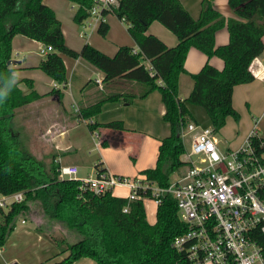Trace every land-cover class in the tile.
I'll use <instances>...</instances> for the list:
<instances>
[{
	"label": "trees",
	"instance_id": "trees-1",
	"mask_svg": "<svg viewBox=\"0 0 264 264\" xmlns=\"http://www.w3.org/2000/svg\"><path fill=\"white\" fill-rule=\"evenodd\" d=\"M69 1L77 6L74 21L77 24L87 21L95 0ZM214 1L203 0L201 15L196 20L182 0H119L117 6L105 9L103 15L114 13L123 20L138 50L121 46L111 57L89 43L80 51L69 48L61 21L44 0H0V93L7 94V100L0 103V194L25 195L23 202L0 209V247L5 246L21 217L30 218L38 210L49 224L60 225L59 232L65 233L61 238L48 235L43 225L37 230L60 253H68L58 264H74L82 258L98 264H187L185 255L173 246L175 239L187 231V225L181 220L172 196L163 199L156 210V222L151 224L143 201H129L111 194L95 195L82 189L79 181L60 179L56 155L45 163L28 151L22 132L14 126L16 113L42 97L35 92L31 80L27 83L32 91L24 93L8 63L12 59L13 40L21 35L52 46L53 52L39 69L60 85L68 82L64 56L83 58L93 64L105 74L103 82L107 88L120 80L137 83L141 87L138 92L136 88L106 91L95 103L80 107L78 119L88 122L93 133L99 129L124 130L121 121L108 124L92 121L106 103L121 99L132 103L159 91L170 135L160 143L156 166L142 171L141 177L166 187L172 174L185 165L182 133L190 123H196L189 107L202 109L215 133L226 126L228 118L239 120L233 106L234 89L255 80L251 64L264 52V0H229L236 14L231 19L215 8ZM154 21L177 36V46L168 47L157 36L147 34ZM225 27L229 43L217 47L216 35ZM98 32L104 37L108 34L106 21L100 24ZM192 48L208 58L222 59L225 65L219 70L206 63L199 73L192 75L194 88L190 96L181 99L180 76L186 72L185 63ZM52 95L60 100L63 97L59 90ZM254 142L258 144L260 140L256 138ZM95 168L104 170L100 165ZM126 208L128 212H124ZM63 227L69 230L63 231ZM256 237L264 254V232H257Z\"/></svg>",
	"mask_w": 264,
	"mask_h": 264
},
{
	"label": "crops",
	"instance_id": "crops-1",
	"mask_svg": "<svg viewBox=\"0 0 264 264\" xmlns=\"http://www.w3.org/2000/svg\"><path fill=\"white\" fill-rule=\"evenodd\" d=\"M202 3L203 0H182L184 8L196 20L201 15ZM44 4L54 10L62 23L67 46L75 51H80L86 43L111 57L116 55L121 46H130L138 50L129 34L127 24L114 13L105 17L109 32L104 37L98 32L99 26L93 27L90 23L87 30L82 33L81 26L74 21L77 6L69 0H44ZM214 5L225 18H236L234 10L229 5V0H215ZM147 34L157 36L168 47H175L179 42L177 36L158 21L150 25ZM229 40V31L225 27L216 35V46L227 45ZM42 45L41 42L21 35H17L13 40L12 60L16 63L10 66L20 82V89L26 94L30 93L32 89L27 81L31 80L35 92L42 97L16 113L15 128L21 132L24 128L21 127L23 123L36 126L40 123L39 125L43 126L41 134L46 137L45 140L51 147L52 154L57 156L56 162L63 165L67 158L72 157L70 165L79 168L78 178H87L79 175L82 169H91L93 173L97 165L114 175L130 178H139L142 171L154 168L159 156L160 143L170 135L169 125L163 119L166 110L160 92L154 91L146 98H136L132 103H127L122 99L106 103L102 112L92 121L98 124L121 121L124 124V130L99 129L100 137L97 138L90 130L88 122L79 121L80 107L95 103L106 91L124 92L136 88L138 92L141 87L137 83L120 80L108 87L109 89L104 86L103 82V88H101L97 81L104 80L105 74L102 71L83 58L72 59L66 56L63 59L68 73V82L65 86L60 85L39 69L41 62L46 58L39 52ZM208 62L219 70H222L225 65L222 59L208 58L196 48L189 51L185 63L186 72L180 76L179 81L181 99H187L190 96L194 88L192 75L199 73ZM250 69L255 80L236 86L233 93V106L242 118L246 113L254 116L264 111V52L253 60ZM54 90L62 92L61 100L59 96L52 95ZM189 109L197 124L210 126L202 109L195 106H190ZM258 123L259 119L255 124ZM226 126L221 133L226 130ZM252 131L253 129H250L247 133L245 132L241 141L237 143L234 141L232 144L226 139L222 141L227 144L228 149H237ZM94 147L98 148V154L92 155L90 152ZM119 147L128 148L129 156L135 161L134 165L128 169L121 168L113 159H102L106 154L108 155L107 151ZM118 194L125 197L127 190L119 189ZM146 201H149V206H151L150 211L145 205L148 221L154 224L158 206L153 200ZM34 220L36 219L32 215L30 218L23 217L21 221L18 220L0 254V264H43L44 262L49 263L52 258H60L62 261L68 256V253H59L48 239L45 246L40 245L45 240L43 234L36 230L42 224ZM55 226L59 228L57 224ZM34 246L37 247L39 253L43 252L41 256L28 254V250L33 249ZM39 246H41L40 249ZM74 264L98 263L90 258H82Z\"/></svg>",
	"mask_w": 264,
	"mask_h": 264
},
{
	"label": "built area",
	"instance_id": "built-area-1",
	"mask_svg": "<svg viewBox=\"0 0 264 264\" xmlns=\"http://www.w3.org/2000/svg\"><path fill=\"white\" fill-rule=\"evenodd\" d=\"M119 0H95L87 20L93 27L105 22L103 11ZM40 54L53 52L42 45ZM103 88V81L98 80ZM98 138V132L94 133ZM190 136L182 161L187 171L171 179L166 187L145 177L117 176L94 168L87 178H78L77 166L60 165L62 180L81 182L82 189L95 195L127 190L129 201L153 200L159 206L166 196L176 200L187 231L177 237L174 248L185 255L187 264H264L257 232H264V142L255 129L237 149L223 150L211 126L190 123L182 137ZM259 139L256 144L254 139ZM24 192L0 194V209L24 201ZM128 212V208L124 210ZM4 247H0V254Z\"/></svg>",
	"mask_w": 264,
	"mask_h": 264
},
{
	"label": "rangeland",
	"instance_id": "rangeland-1",
	"mask_svg": "<svg viewBox=\"0 0 264 264\" xmlns=\"http://www.w3.org/2000/svg\"><path fill=\"white\" fill-rule=\"evenodd\" d=\"M79 25L81 26L80 29H81L82 33H84V31L87 30V26L89 25V22L85 21L84 23L79 24ZM258 119H259V123L255 124L256 120H258ZM241 120H244V122H241ZM39 124L37 126L34 124H28V125L25 123L21 124V127H24V128H22V131H21L23 134L22 138H23L25 146L27 145L26 148L28 149L29 152H31L33 155H35L36 157H38L39 159H41L45 163H50L51 157L53 156L52 149H51V147H49V144L46 142V140H45L46 137L44 136V134L43 135L41 134L43 126H41ZM226 125H227L226 130L223 133H221L222 129L216 133V136L218 137V140L220 141V147L223 150H227L228 146L222 140L226 139L228 142L230 141L232 144L234 141H236V143H237V142L241 141V138L247 133V131H249L250 129H255V127H256L257 132L259 133V136L262 137V139H264V111L254 115V116L249 114V113H246L243 116V118L241 115L239 120H236V119L231 117L228 119ZM184 144H185L186 148H190V136H187V135L184 136ZM232 147H236V146H232ZM97 150H98V148L94 147L93 150L90 152V154H92V155L98 154ZM109 152H111V153L109 154ZM106 153H108V155L106 154V156H104L102 159H104V158L113 159L123 169H125V168L128 169L130 166L134 165L135 161L133 159H131V157L129 156L128 148H125V147H119L117 149L112 148V149H110V151H107ZM71 161H72V157H69L64 161L63 165L73 166V165H70ZM186 171H187V166L183 165L181 168H179V170H177L174 174H172L171 179H173L177 176H180L181 174H184ZM90 173H92L91 169H89V170L82 169L80 171L79 175H82L84 177H88V175ZM115 192L119 193V189H117ZM145 205L148 206V209L150 210V207H151V206H149L150 202L146 201ZM32 216H34V218L36 219L34 221H37V223L43 225V231H45V233H47L48 235L53 234L54 237H60V238L62 236L63 237L65 236V233L59 232L62 230L61 229L62 227L58 225L59 228H56L55 225L49 224V222L45 218H42L43 216L40 214V211H38V210L35 211V213H33ZM22 218L23 217L20 218V221L22 220ZM150 219H152V218L150 217ZM58 224H60V223H58ZM64 230H69V229L63 227V231ZM68 236H69V234L66 237H68ZM43 238L45 241L40 243L41 246H45V244L47 243L46 242L47 238L44 235H43ZM73 240H75V239H73ZM52 244L59 251L58 247L54 243H52ZM41 246H39V249ZM28 254L33 255V256H37L39 254V256H41L43 254V252L39 253L37 251V247L34 246L33 249L28 250ZM59 259L60 258H57V259L52 258V259H50L51 261L49 263L44 262L43 264H54L55 262L61 261V259L60 260Z\"/></svg>",
	"mask_w": 264,
	"mask_h": 264
},
{
	"label": "clouds",
	"instance_id": "clouds-1",
	"mask_svg": "<svg viewBox=\"0 0 264 264\" xmlns=\"http://www.w3.org/2000/svg\"><path fill=\"white\" fill-rule=\"evenodd\" d=\"M16 75L15 73L13 74ZM7 100V94L6 93H0V103H4Z\"/></svg>",
	"mask_w": 264,
	"mask_h": 264
},
{
	"label": "water",
	"instance_id": "water-1",
	"mask_svg": "<svg viewBox=\"0 0 264 264\" xmlns=\"http://www.w3.org/2000/svg\"><path fill=\"white\" fill-rule=\"evenodd\" d=\"M16 62L14 60H11L8 64L9 65H12V64H15Z\"/></svg>",
	"mask_w": 264,
	"mask_h": 264
}]
</instances>
